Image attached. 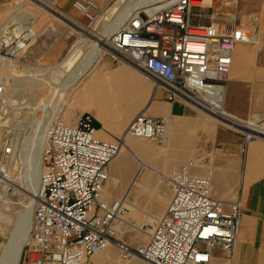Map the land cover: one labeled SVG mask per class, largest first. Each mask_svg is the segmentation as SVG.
I'll use <instances>...</instances> for the list:
<instances>
[{"label": "built area", "instance_id": "built-area-1", "mask_svg": "<svg viewBox=\"0 0 264 264\" xmlns=\"http://www.w3.org/2000/svg\"><path fill=\"white\" fill-rule=\"evenodd\" d=\"M93 0H75L74 7L90 22L102 21L110 6ZM240 0L151 1L134 9L109 36L110 56L132 65L169 101L181 100L214 114L219 123L243 134V156L250 143L264 137L261 121L223 117L233 52L240 43L258 41L259 24L251 18L247 30L238 25ZM206 9H212L208 16ZM208 18L209 23H203ZM1 33V32H0ZM27 31L0 40V54L16 57L29 42ZM10 77L0 79V117L8 105ZM228 123V124H227ZM168 120L136 114L113 141L97 136L95 117L80 113L75 124L59 116L46 127L42 149L37 204L30 234L19 264H83L85 259L115 246L124 259L147 264H210L216 250L232 260L237 248L242 214L238 196L225 202L213 195L210 175H199L201 159H190L164 175L171 191L162 215L153 216L147 238L137 245L118 238L125 197L110 202L104 191L110 165L119 157L128 137L168 144ZM15 154L5 142L0 149V183L7 184L4 161ZM2 192L3 189L0 187Z\"/></svg>", "mask_w": 264, "mask_h": 264}, {"label": "crops", "instance_id": "crops-1", "mask_svg": "<svg viewBox=\"0 0 264 264\" xmlns=\"http://www.w3.org/2000/svg\"><path fill=\"white\" fill-rule=\"evenodd\" d=\"M9 1L0 0V25L8 13ZM47 1L57 5L64 12H72L74 9L75 0ZM93 1L105 7L112 0ZM220 2L222 0H213L216 9ZM212 11V9H206L205 13L208 16ZM253 16L257 18L259 24L258 41L240 43L233 52V66L228 76L225 99L227 112L225 111L224 114L234 119L237 117L261 121L260 126L264 129V0H240L239 27L247 30ZM203 23L208 24L209 19H203ZM66 45L65 38L57 41L47 52L46 60L55 62L61 59ZM114 63L119 62L112 57L102 60L98 65L97 73L92 77L91 84L100 82L103 84L102 88L108 89L106 90L108 92L111 86L103 83V80L112 72L123 74V81L119 85L127 89L133 84L136 74L148 81L150 93L141 112L145 110L143 113L150 117H164L168 120L170 125L168 140L172 147L178 149L175 156L181 159V161L166 164V169L180 164L189 156H195L197 159L203 157L204 168L199 169L197 173L211 176L213 195L227 203L238 196L241 197L242 214L234 257L228 260L219 249L215 251L210 264H264V137L253 140L247 154L243 156L241 153L243 134L219 122L204 119L203 115L181 100L169 101L166 91L161 88L155 90L152 81L137 70L120 66L113 71L111 69L112 72L105 73V69ZM84 112L91 113L89 111L82 113ZM91 114L95 117L98 138L107 141H113L122 135L133 119L124 131L117 135L106 128L107 123L101 117ZM109 173L110 182L104 191L107 200L112 202L127 195L132 205L128 203L126 205L131 208L136 206L134 203L142 205L148 210L144 211L147 216H158L164 213L171 197L165 174L141 173L135 180L133 178L125 180L121 178V167L118 163L110 165ZM83 264L147 263L139 258L124 259L118 248L110 246L102 252L87 257Z\"/></svg>", "mask_w": 264, "mask_h": 264}, {"label": "rangeland", "instance_id": "rangeland-1", "mask_svg": "<svg viewBox=\"0 0 264 264\" xmlns=\"http://www.w3.org/2000/svg\"><path fill=\"white\" fill-rule=\"evenodd\" d=\"M133 1L134 0H130V2ZM49 4L52 3L48 2L47 0H10L8 4L9 9L7 10L8 13L4 17L0 25L2 26L7 24L6 27H9V25H11L10 20H13V17L15 18V20L20 19L19 21L13 20L16 22H14L15 25H13V29L19 26L20 23L22 24V20L24 18L22 17L23 14L20 13L21 7H24L30 12H33L37 17V20L32 26L36 34L29 39L28 45L25 50L16 57H9L5 54H0V79L2 78V76H9L13 78H18L19 83H17L16 91H14V93L13 91H8L9 98H11V102L15 105H12V109L9 111L8 114L5 112L0 117V149L5 142H11L15 147V154L12 157L5 159L4 161V170L6 171V173L9 174L10 180L7 182V184H4L3 182L0 183V187H2V189L3 186L5 187L4 192L0 191V262L1 260H3L4 257L8 256L9 254V258H12L11 255L14 254L13 245L17 242V239H19L21 236L23 237V235L26 234V225H28V220L26 216L28 212H33L32 214L34 217V208L37 199V191L39 189V180L37 181V191L35 193L32 192L29 187H27V182L31 180L30 178L33 177L32 173H35L36 171L39 175L38 179H40L42 171V143L40 145L41 149L37 151L34 139L32 140L34 124L32 125L29 123H24V125H22V118L24 120L25 117H27L29 120H33L34 110L37 109L40 105H42L45 101H50V98H53L55 96L57 90L65 88L61 104L56 112L55 117L59 116L64 119L65 122L75 124V122L77 121L78 114L82 113L83 111H89L95 116H97L99 112V114L101 115L100 117L103 119V121L107 123L105 125L106 128L115 132L117 135H120L130 122V120L136 114L142 111V107L145 105L148 95L150 93L148 81L139 74H136L134 76V82L139 87L140 96L139 99L134 102L136 103L135 114L130 119L124 121L123 111L125 112L124 109L126 107L124 101H130V97H128L129 89L125 88V86L119 85L118 87H110L116 92H114L115 94H109L107 93V91L104 90L105 88H102V83L97 82L92 85L91 81L93 79L89 77L86 78V75L82 76L76 84H69V80L72 81L77 75L80 74V70H83V64H85L84 58L86 57V55L81 56V54H83L82 51L87 49L92 42L90 40H86L85 42L82 41L80 37L81 35L77 31V28H75L69 21L64 19L65 17H62L60 16V14L53 12L52 9L49 8ZM55 6L57 7V5ZM59 11L64 12L60 9ZM67 13L73 14V16H75L81 22V24L92 28L94 32H101L103 30L102 28L104 27V21H97V23L92 24V22H90L86 18V16L79 12L75 7L72 12L70 11ZM19 32L21 31H18L17 34ZM27 33H29V31H27ZM63 38H65V41L67 42L63 57H61V59L55 62H48L45 58L47 52L57 41H60ZM71 47H73V49L69 51ZM84 52L86 53V51ZM81 57H83L81 59V62H74V60L77 61L76 59ZM105 58L111 59L109 51L102 52V60H104ZM94 59L95 56L92 60ZM101 61L99 62V64L101 63ZM91 62H88L86 67L89 68ZM93 62H95V60ZM74 63L76 64L73 66ZM98 65L94 70L98 69ZM71 66L72 68H70ZM120 66H127L130 69H134L135 71L137 70L132 65L119 62L114 63L110 67L106 68L105 73L112 72L113 69H116ZM92 67L94 68V66H91L90 68ZM21 73H23V76L15 77L16 75ZM58 75L60 76V78L58 77ZM10 84L11 79L9 81V86ZM184 103L198 111L201 115H203L204 119L208 121L213 120L215 122H219L207 116L199 108L187 102ZM22 107H24V109H22ZM8 115L9 118L7 117ZM44 132L42 134V137H44ZM145 140L151 143V153L147 156H141L139 154L138 156L144 161H146L149 165L154 167L158 172H151L147 169H144L143 172H150L156 174L163 173L165 175H168L173 169L179 167L181 163H185L190 159H197V157L195 156H189L180 164L174 165L167 170L166 164L181 161V159H178L175 156V153L177 152L176 150L178 149L176 147H172L169 140L168 144H166L167 146L161 145L157 141L148 139ZM123 152H125V150ZM38 153L40 154L38 155ZM122 155L123 154H120L119 158L115 159L113 163H118V165L120 166V158ZM128 155L130 157L129 160H131L129 161V164H131L128 165V169L126 168L125 170L124 168H122V166H120L121 178L125 180H131L134 177V172L137 171L140 166L139 159L136 158V156L132 152L128 153ZM198 158L202 159V161L200 162L203 163V166L198 168L199 170L204 168L205 161L203 160V157ZM7 192H10V194L8 196H5ZM134 204L137 205L138 208L135 209L129 207L128 205H125L129 208V210H127V212L123 214L124 219L129 223H134L140 227L145 225L144 228L148 229V223L152 222V219H149L147 214L144 212L148 210L138 203ZM117 234L119 239L132 245L142 243L147 238L146 235L145 237L143 233L136 230L133 226H130L127 223L118 224ZM13 235H15L17 238H13Z\"/></svg>", "mask_w": 264, "mask_h": 264}, {"label": "bare ground", "instance_id": "bare-ground-1", "mask_svg": "<svg viewBox=\"0 0 264 264\" xmlns=\"http://www.w3.org/2000/svg\"><path fill=\"white\" fill-rule=\"evenodd\" d=\"M33 1V0H32ZM151 1H168V0H134L133 2H130V0H116L111 6L110 8L108 9V11L106 12V14L102 17V21H104V24H103V30L101 32H94L92 28L88 27V26H85L83 24H81V22L75 17L73 16L72 14H69L67 12H60L59 9L55 6V5H49V8L52 9L53 12L55 13H58L60 14V16L62 17H65L64 19H66L67 21H69L75 28H77V31L80 33V37H81V40L82 41H86V40H90L92 43L91 45L82 51L83 54L82 55H86V57L84 58L85 59V64L84 65V68L83 70H80V74L77 75L72 81L69 80V84L71 85H74L78 82V80L82 77V76H85L86 75V78L89 77L92 79V77H94L93 75L95 73H97L96 71L97 70H94L97 65L99 64V62L102 60V52L103 51H109L110 50V43H109V36L114 32V30L119 26V24L122 23V21L129 15V13L131 11H133L134 9L136 8H139L147 3H150ZM45 2V1H44ZM129 3V4H128ZM20 13L23 14V23L19 24V26L15 27L14 29L12 28L13 25H15V21H19V20H15V18L13 17L12 19L15 20H10L11 22V25H9V27H6L7 24L5 25H2L0 26V40L3 39L4 37H9L11 35H13V33H17L18 31H29L28 35L29 37L32 38V36L34 34H36V32L34 31L33 29V24L35 23V21L37 20V17L35 16V14L33 12H30L29 10H27L26 8L24 7H21L20 8ZM17 19V18H16ZM65 20V21H66ZM66 21V22H67ZM15 22V23H14ZM13 23V24H12ZM94 23H97V21H94L92 24ZM10 24V23H9ZM26 28V29H25ZM28 28V29H27ZM73 49V47L70 48L69 51H71ZM86 51V53L84 52ZM79 56V55H78ZM95 56V62H93L94 60L93 57ZM81 58H77L74 62H81ZM72 60V59H71ZM93 63H92V62ZM83 62V61H82ZM88 62L91 64L89 65V68L86 67V65L88 64ZM70 63V62H69ZM76 63L73 64V66L75 65ZM69 65V64H67ZM81 65V64H80ZM79 65V66H80ZM82 65V67H83ZM91 66H94V68H90ZM59 68V67H58ZM72 68V66L70 67ZM78 68V67H77ZM75 68V69H77ZM80 68V67H79ZM67 69V68H66ZM55 70V69H54ZM123 71V70H122ZM139 71V70H137ZM58 72V71H57ZM140 72V71H139ZM126 73V72H125ZM70 75V74H69ZM75 75V74H73ZM23 76V73L21 74H18L16 75L15 77H21ZM61 76V74H60ZM60 76L58 75V77L60 78ZM72 77V76H71ZM85 78V77H84ZM123 74H121L120 72H112L110 74H108L104 80H103V83H106L108 84L109 86L111 87H118L119 84L123 81ZM11 79V84L10 86L8 87V91H16V87H17V83H18V78H13V77H10ZM100 79V78H98ZM67 80V79H66ZM71 81V82H70ZM91 81V80H90ZM97 81V80H96ZM66 82V81H65ZM68 83V82H67ZM95 83V82H94ZM19 84V83H18ZM68 84V85H69ZM66 85V83H65ZM58 86V85H57ZM70 86V85H69ZM68 86V88H69ZM91 86V85H90ZM20 87V86H19ZM91 88V87H90ZM13 89V90H12ZM64 89L65 88H62V89H59L57 90L55 96L53 98H50V101H45L42 105H40L37 109L34 110V118L33 120H29L27 117H25V119L23 120L22 118V122L21 124L24 125V123H29V124H34V130H33V135H32V140L34 139V142H35V145H36V148H37V151L41 149L40 145L42 143V149H43V146H44V139H45V132H46V127L47 125L50 123V121L52 119L55 118V115H56V112L57 110L59 109V106L61 104V100H62V97H63V93H64ZM56 90V89H55ZM68 90V89H67ZM108 90V89H106ZM105 90V91H106ZM124 91V90H123ZM116 92L114 89H109V91L107 93H114ZM55 93V92H54ZM53 93V94H54ZM9 94V93H8ZM17 94V93H16ZM115 94V93H114ZM112 94V95H114ZM15 95V94H14ZM152 95V94H151ZM104 96V95H103ZM139 96H140V92H139V87L137 86V84L135 82H133L132 85L129 86V94H128V97H130V101L126 102V100L124 101L125 102V112L123 111L124 113V121L125 120H128L130 119L134 114H135V111H136V108H135V104L134 102H136L137 99H139ZM154 96V94H153ZM15 97V96H13ZM105 97V96H104ZM19 98V97H18ZM153 98V97H152ZM151 98V99H152ZM15 99V98H14ZM118 99V98H117ZM127 99V98H126ZM17 100V99H16ZM101 100V99H100ZM108 100V99H107ZM119 100V99H118ZM128 100V99H127ZM153 100V99H152ZM19 101V100H18ZM97 101V100H96ZM20 102V101H19ZM99 102V101H98ZM151 102V101H150ZM15 103V102H14ZM96 103V102H94ZM119 103V102H118ZM21 104H24V103H21ZM100 104V103H99ZM152 104V103H151ZM218 104V108L215 110L216 113L220 114L222 117V113H224L226 111L225 107H223L222 103H217ZM12 105L14 106L15 104H13L11 102V98L8 97V105L6 107V113L8 114L9 111L12 109ZM105 105V104H104ZM113 105V104H112ZM124 106V105H122ZM148 106L150 107V104L148 103ZM16 107V106H15ZM25 107V106H24ZM24 107H22V109H24ZM112 107V106H111ZM119 107V106H118ZM92 108V107H91ZM108 108V107H106ZM110 108V107H109ZM115 108V107H114ZM21 109V108H20ZM88 109V108H87ZM90 109V108H89ZM95 109V108H94ZM149 109V108H148ZM15 110V109H14ZM96 110V109H95ZM94 110V111H95ZM112 110V109H111ZM115 110V109H114ZM121 110V109H119ZM118 110V111H119ZM201 110V109H200ZM145 111V110H144ZM143 111V112H144ZM148 111V110H147ZM203 113H205L207 116L219 121V118L216 117L214 114H211V113H208V112H205L203 110H201ZM227 112V111H226ZM14 113V111H13ZM97 113V111H96ZM119 113V112H118ZM6 114V115H7ZM98 117H100L101 115L97 114ZM9 118V115L7 116ZM2 119V118H1ZM123 120V119H122ZM121 120V121H122ZM3 124V123H1ZM23 127V126H22ZM169 127L170 125L168 126V129H167V135L169 134ZM20 129V128H19ZM45 130V132H44ZM43 132H44V137H42L43 135ZM31 140V139H30ZM167 146V145H166ZM33 147V146H32ZM30 148V147H29ZM31 149V148H30ZM35 149V148H34ZM23 150V149H22ZM125 150V152H123ZM123 154L121 156V160H120V166H122V168H124L126 170V168L128 167L129 164V160L130 157L128 155V153H133L136 158L139 159L140 161V166L139 168L137 169V171L134 172V177H133V180L137 179V177H139V175H141V173H146V172H143L144 169H147L148 171H151V172H155L157 171L154 167H152L151 165H149L146 161H144L142 158H140L138 156L141 155V156H147L148 154L151 153V143H149L147 140H142V138H127L126 139V144H125V147L123 149ZM23 153V152H22ZM33 153V152H32ZM40 153H38L39 155ZM35 155V154H34ZM33 155V156H34ZM41 158H42V151H41ZM119 158V157H118ZM145 158H148V157H145ZM41 165H42V159H41ZM43 169V168H42ZM123 169V170H124ZM128 169V168H127ZM34 172V171H33ZM126 172V171H125ZM158 172V171H157ZM160 172V171H159ZM42 173V171H41ZM149 173V172H148ZM34 174V175H33ZM163 174V173H162ZM32 176L30 179V181L27 182V187H29L30 190H32V192H36L37 191V181L40 179L39 178V175H38V172L36 171L35 173H32ZM2 177L4 178L3 180L7 183L9 180H10V177H9V174L6 173L4 175H2ZM132 182V181H131ZM33 183V185H32ZM133 183V182H132ZM6 186V185H5ZM106 191V190H105ZM112 193V192H111ZM10 194V192H7V194L5 196H8ZM126 194V192L124 193ZM37 195H38V191H37ZM36 195V197H37ZM112 195V194H111ZM104 196L106 197V193L104 194ZM4 197V196H3ZM108 197V196H107ZM113 197V196H112ZM124 197L126 198L125 199V202L124 204L126 205V203H128V205H132L131 201L128 200L127 198V195H124ZM7 201V200H6ZM37 199H36V204H37ZM5 202V201H4ZM35 204V205H36ZM129 206V207H130ZM137 206V205H136ZM133 207V208H138V207ZM33 213V212H32ZM28 212L27 214V228H26V231L25 233L30 234V229H31V226H32V220L34 219L33 217V214ZM1 214V213H0ZM124 214V213H123ZM149 219H153L154 217L153 216H150L148 215ZM11 218V217H10ZM26 220V221H27ZM10 222V221H9ZM128 224L130 226H133L136 230L140 231L141 233L145 235H147V232L149 231V229H145V225L140 227L134 223H129L128 221H126L123 217V221H122V224ZM151 223V222H150ZM25 228V227H24ZM4 230V229H3ZM24 233V234H25ZM23 235V237L21 236L19 239H17V242L13 245V255L12 258L10 257L9 258V255L4 257L3 260H1L0 264H19V261H20V258H21V253H22V249H23V245H25V241L28 239L29 237V234L28 235ZM140 235V234H139ZM28 236V237H27ZM120 236V234H119ZM122 236V235H121ZM16 237L15 235H13V238ZM27 237V238H26ZM140 237V236H138ZM146 237V236H145ZM17 238V237H16ZM123 239V238H122ZM10 245V244H9ZM1 246V244H0ZM1 248V247H0ZM12 252V251H11Z\"/></svg>", "mask_w": 264, "mask_h": 264}]
</instances>
